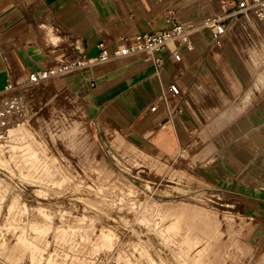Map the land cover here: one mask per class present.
<instances>
[{
  "label": "crops",
  "instance_id": "1",
  "mask_svg": "<svg viewBox=\"0 0 264 264\" xmlns=\"http://www.w3.org/2000/svg\"><path fill=\"white\" fill-rule=\"evenodd\" d=\"M239 0H0V93L68 58L113 51L123 35L169 28L170 17L202 24ZM222 40L202 26L193 47L130 55L57 77L47 86L79 103L88 119L160 158H184L224 198L242 203L250 236L264 244V23L226 20ZM168 116L160 102L171 84ZM178 108L181 112H178Z\"/></svg>",
  "mask_w": 264,
  "mask_h": 264
},
{
  "label": "rangeland",
  "instance_id": "2",
  "mask_svg": "<svg viewBox=\"0 0 264 264\" xmlns=\"http://www.w3.org/2000/svg\"><path fill=\"white\" fill-rule=\"evenodd\" d=\"M242 206L50 86L0 93V264H264Z\"/></svg>",
  "mask_w": 264,
  "mask_h": 264
},
{
  "label": "built area",
  "instance_id": "3",
  "mask_svg": "<svg viewBox=\"0 0 264 264\" xmlns=\"http://www.w3.org/2000/svg\"><path fill=\"white\" fill-rule=\"evenodd\" d=\"M242 17L248 23L254 20L264 23V0H239L231 6H225V13L220 17L209 18L202 24L183 23L174 17L169 18L171 26L166 29L141 33L135 36L123 35L119 38V45L111 51L105 42L99 43V53L95 57L86 58H68L61 60L57 65L32 72L29 75L28 84L30 86L47 85L57 77H63L82 70H85L97 63L107 62L114 58H122L130 55H142L146 58L153 59L156 68L160 70L163 67L164 60L156 56L169 46H175L174 51H178L181 46L187 48L193 47L192 36L202 26H208L216 32V38L222 40L226 33V20ZM13 88V84H9L6 90ZM181 90L175 83L162 92L156 101L150 107L155 112L162 102L171 118L175 115L169 104L170 96H179ZM178 112L181 109L178 108Z\"/></svg>",
  "mask_w": 264,
  "mask_h": 264
}]
</instances>
